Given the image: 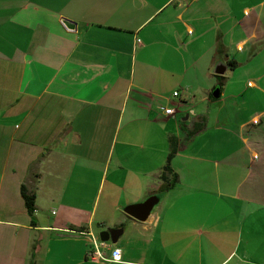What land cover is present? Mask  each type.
<instances>
[{"label":"crops","instance_id":"1","mask_svg":"<svg viewBox=\"0 0 264 264\" xmlns=\"http://www.w3.org/2000/svg\"><path fill=\"white\" fill-rule=\"evenodd\" d=\"M0 264H264V0H0Z\"/></svg>","mask_w":264,"mask_h":264},{"label":"water","instance_id":"2","mask_svg":"<svg viewBox=\"0 0 264 264\" xmlns=\"http://www.w3.org/2000/svg\"><path fill=\"white\" fill-rule=\"evenodd\" d=\"M62 21L69 30H76L77 25L75 22L66 18H64ZM228 70H229L228 65L219 64L215 72L217 75H225L228 72ZM214 97L215 98L220 97L219 89H217L214 92ZM160 201H161V195L154 194L141 203L127 206L126 208H124V212L130 217L134 218L135 220H138L140 222H147L153 210L160 203ZM122 233H123L122 228H108L107 230L101 232L98 238L103 242L111 241L113 243H117Z\"/></svg>","mask_w":264,"mask_h":264},{"label":"trees","instance_id":"3","mask_svg":"<svg viewBox=\"0 0 264 264\" xmlns=\"http://www.w3.org/2000/svg\"><path fill=\"white\" fill-rule=\"evenodd\" d=\"M235 63L230 64V67H234ZM220 79V84L223 85L225 77L221 75H216ZM213 98V97H212ZM178 152L177 140L172 137L170 140V152L167 158V162L163 168V171L159 177L161 182V187L158 193H164L175 187L178 182V175L174 173L171 163L175 155ZM22 197L25 202L26 209L30 216H34L36 212V195L35 193L29 192L24 186H22Z\"/></svg>","mask_w":264,"mask_h":264},{"label":"built area","instance_id":"4","mask_svg":"<svg viewBox=\"0 0 264 264\" xmlns=\"http://www.w3.org/2000/svg\"><path fill=\"white\" fill-rule=\"evenodd\" d=\"M180 92L176 91L173 93V97H179ZM157 111L160 115L165 117H175L179 110L175 106H168L165 103H159L157 104ZM94 238V243L92 248H90L87 252V258L92 261H120L121 260V252L120 250H114L112 252L111 257H108L103 251L102 247H105L106 243H98L96 238Z\"/></svg>","mask_w":264,"mask_h":264},{"label":"rangeland","instance_id":"5","mask_svg":"<svg viewBox=\"0 0 264 264\" xmlns=\"http://www.w3.org/2000/svg\"><path fill=\"white\" fill-rule=\"evenodd\" d=\"M251 75L252 74H250V73L249 74L245 73V70H240L237 73L235 72V75H234L235 78L233 79L234 82H232V83H236V84H233L232 86L228 87L227 91L229 93L238 91V89L236 88L237 83H242V82L246 83L247 78L250 77ZM176 108H178V107H176ZM103 206H104V202L102 201V203L100 204V210H102Z\"/></svg>","mask_w":264,"mask_h":264}]
</instances>
